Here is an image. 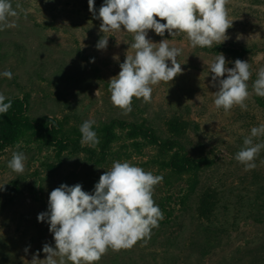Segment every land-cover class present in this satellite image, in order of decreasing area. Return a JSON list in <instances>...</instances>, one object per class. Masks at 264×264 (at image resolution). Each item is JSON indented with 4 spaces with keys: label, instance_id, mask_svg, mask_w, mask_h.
<instances>
[{
    "label": "rangeland",
    "instance_id": "1",
    "mask_svg": "<svg viewBox=\"0 0 264 264\" xmlns=\"http://www.w3.org/2000/svg\"><path fill=\"white\" fill-rule=\"evenodd\" d=\"M253 1L229 0L228 18L233 21L223 42L263 46L244 60L252 71L247 110L238 105L228 112L215 107L218 88L212 86L209 64L216 55L193 48L185 33L172 36L165 31L161 37L148 30L152 42L168 39L182 48L177 61L183 71L169 83L153 85L151 102L133 97L132 110L125 113L111 102L109 80L118 75L127 51L133 54V34L101 32L102 21L89 12L88 0H12L14 8L19 3L28 14L20 13L18 27L0 31V73L13 74L12 79L0 76V93L7 98L26 96L31 119L67 116L68 124L79 128L88 119H94L96 127L112 120L145 122L168 138L167 122L174 118L187 124L178 138L186 153L213 160L199 173L196 190L184 207L180 197L186 190L185 179L156 185L153 199L164 218L152 229L150 239L130 249H109L98 264H264V149L251 171L234 158L251 128L264 124V110L256 105L252 91L253 77L264 67V0ZM103 3L94 0L97 15ZM103 37H108L107 48L97 49ZM226 61L228 68L234 67L233 60ZM167 63L171 66V61ZM118 136L99 168L84 154L64 155L57 161L52 148L40 147L29 136L0 154V264H30L37 251L39 259L45 258V243L55 247L49 224L37 216L48 210L49 194L61 184L79 183L92 193L115 161L165 174L152 162L154 148L135 149L131 141ZM253 139L264 142V136ZM16 151L27 158L23 173L8 167ZM207 190L215 192L218 201L210 220L196 213L199 196Z\"/></svg>",
    "mask_w": 264,
    "mask_h": 264
},
{
    "label": "clouds",
    "instance_id": "2",
    "mask_svg": "<svg viewBox=\"0 0 264 264\" xmlns=\"http://www.w3.org/2000/svg\"><path fill=\"white\" fill-rule=\"evenodd\" d=\"M228 3L229 0H104L97 15L94 0H88L89 12L102 21L101 32L133 34L130 44L133 54L127 51L118 75L109 80L113 105L125 113L131 112L133 97L151 102L153 85L169 83L183 71L177 61L182 48L170 44L168 39L152 42L147 38L148 30H154L161 37L165 31L172 36L185 33L193 48H211L214 43L219 45L228 38L226 31L233 21L228 18ZM21 12L27 17V10L19 3L14 8L12 0H0V31L18 27ZM107 45L108 37H103L96 48L106 49ZM167 61H171V66ZM227 63L220 53L209 64L212 86L218 88L214 105L225 112L236 105L247 110L245 101L251 95L247 83L252 76L251 66L240 59L234 61L232 68H228ZM225 73L227 78L221 79ZM256 75L252 91L264 97V67H260ZM0 76L12 79L13 74L4 71ZM98 94L97 90L96 96ZM11 107V99L0 93V114H7ZM93 125H96L94 119L81 124V144L91 147L99 144ZM261 136H264V124L252 127L250 136L244 138L243 146L234 157L245 166V171L256 167L254 161L264 149V142H254L253 138ZM26 159L23 152H13L8 167L23 173ZM162 181V175H154L127 161H115L110 170L100 176L92 193L82 190L79 183L61 184L50 192L48 210L37 216L38 221L49 224L55 247L45 243L42 248L45 258L39 259L37 251L30 264H98L109 249L120 251L132 248L140 240L146 242L152 229L164 218L153 199L154 188ZM29 247L24 249L25 253Z\"/></svg>",
    "mask_w": 264,
    "mask_h": 264
},
{
    "label": "trees",
    "instance_id": "3",
    "mask_svg": "<svg viewBox=\"0 0 264 264\" xmlns=\"http://www.w3.org/2000/svg\"><path fill=\"white\" fill-rule=\"evenodd\" d=\"M260 45L257 42L238 44L231 41L219 45L214 43L211 48L197 46V49L214 55L222 53L229 60L244 61L246 57L254 55L259 47H263ZM256 78L257 75L253 77L252 84ZM8 99H11L12 107L7 114H0V154L20 138L29 136L38 141L40 147L52 148L57 161L64 155L84 154L89 163L99 168L106 162L111 145L118 140V134H121L123 138L133 143L135 149L140 145L154 148L156 160L152 162L159 165V171H165L163 175L165 184L172 185L173 182L185 179L186 190L180 197V205L183 207L187 205L190 195L196 190L199 173L213 164V160L204 157L194 158L186 153L178 138L187 124L178 122L174 118L167 122L168 133L171 135L168 138H162L145 122L112 120L98 127L93 126L100 142L95 147H91L81 144L80 128L78 125H69L67 116L63 119L48 116L31 119L27 114L26 96L22 99L19 97ZM254 100L256 105L264 110V97L254 94ZM7 102L6 99L5 103ZM217 202L215 192L204 191L198 199L196 210L198 217L210 220L213 211L217 208Z\"/></svg>",
    "mask_w": 264,
    "mask_h": 264
}]
</instances>
